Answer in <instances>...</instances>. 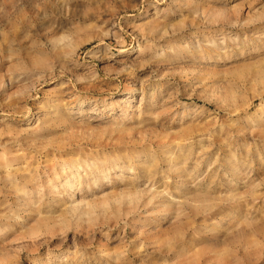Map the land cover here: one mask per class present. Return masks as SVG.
<instances>
[{
    "label": "rangeland",
    "instance_id": "374dc122",
    "mask_svg": "<svg viewBox=\"0 0 264 264\" xmlns=\"http://www.w3.org/2000/svg\"><path fill=\"white\" fill-rule=\"evenodd\" d=\"M0 264H264V0H0Z\"/></svg>",
    "mask_w": 264,
    "mask_h": 264
}]
</instances>
